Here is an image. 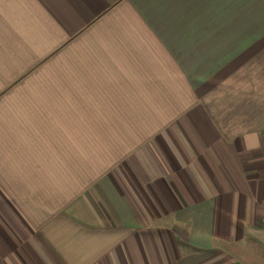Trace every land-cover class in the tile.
<instances>
[{
	"label": "crops",
	"instance_id": "crops-1",
	"mask_svg": "<svg viewBox=\"0 0 264 264\" xmlns=\"http://www.w3.org/2000/svg\"><path fill=\"white\" fill-rule=\"evenodd\" d=\"M264 0H0V264H264Z\"/></svg>",
	"mask_w": 264,
	"mask_h": 264
},
{
	"label": "built area",
	"instance_id": "built-area-1",
	"mask_svg": "<svg viewBox=\"0 0 264 264\" xmlns=\"http://www.w3.org/2000/svg\"><path fill=\"white\" fill-rule=\"evenodd\" d=\"M262 226H263V228H264V219L262 220Z\"/></svg>",
	"mask_w": 264,
	"mask_h": 264
}]
</instances>
